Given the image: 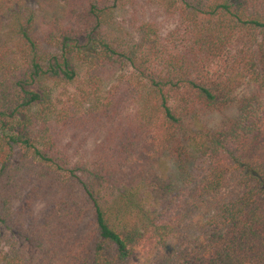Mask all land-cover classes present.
Listing matches in <instances>:
<instances>
[{
    "label": "trees",
    "instance_id": "obj_1",
    "mask_svg": "<svg viewBox=\"0 0 264 264\" xmlns=\"http://www.w3.org/2000/svg\"><path fill=\"white\" fill-rule=\"evenodd\" d=\"M0 264H264V0H0Z\"/></svg>",
    "mask_w": 264,
    "mask_h": 264
}]
</instances>
